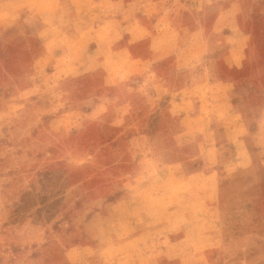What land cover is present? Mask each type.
I'll use <instances>...</instances> for the list:
<instances>
[{"label":"rangeland","instance_id":"obj_1","mask_svg":"<svg viewBox=\"0 0 264 264\" xmlns=\"http://www.w3.org/2000/svg\"><path fill=\"white\" fill-rule=\"evenodd\" d=\"M51 9L0 0V264H264V0H100L62 27ZM178 97L174 137L150 120Z\"/></svg>","mask_w":264,"mask_h":264},{"label":"crops","instance_id":"obj_2","mask_svg":"<svg viewBox=\"0 0 264 264\" xmlns=\"http://www.w3.org/2000/svg\"><path fill=\"white\" fill-rule=\"evenodd\" d=\"M16 1H18V2H27L28 0H16ZM45 1L50 3V7H52V9L50 10V12L48 13V16H47V17L52 18L50 26L62 27L64 25L65 26H72V22H70V19H67L65 22H63L61 20L62 17L65 18V15H66L67 18H70L69 9L73 10V12L74 11H78L79 8H81L82 10L88 11V10H90L92 8V6L94 4H96V1L99 2L100 0H36V2H38V3H43ZM65 10H68L69 12L64 13ZM73 17H74V15H73ZM160 37L161 36H158V35L154 36L153 39L149 40V42L150 43H154L156 40H160ZM63 38H64V36H60V35H50V36H47L45 38L44 44L47 45L48 43L52 44V43H55V42H63ZM126 39H127L126 41H131L132 35H129L128 38H126ZM165 46L164 47H160V48H154V44H150L151 49H149L148 55L146 57H148V59H149V61H151L152 65L155 64L157 61L166 59L168 57L169 54H167V49H166ZM61 48H62V50H65L64 48H66V47L63 46V45H60V44L53 45L51 53L54 52V51H57V50L60 51ZM228 53H230V52L228 51ZM86 54L87 55H86L85 64L88 65L89 68H90V66H91L90 64L95 62L94 59H96V58L91 54V52H88L87 49H86ZM128 54H129V57H128V59H126V61H128V62H131L132 59L135 60L136 57H137V56H134L133 51H129ZM230 55H231V58H232V64H231V66L227 67L228 71L226 70V72H222L221 73V75H220V83H221L220 87L215 89V91H214L215 94H211V93L209 94V96L211 98V101L214 104L213 112H214L216 117H218L219 114H221L220 111H223V114L226 115V117L228 116L229 106L227 104L228 102H226V98L225 99L223 98L222 92H224V89L231 90V89L234 88V80H233V77L231 76V72H232V70H234V68L240 67L243 64V59H240V60L236 61L234 59V55L232 53H230ZM99 65H100V63H99ZM86 71L87 70L85 69L83 72H86ZM153 72L157 76L161 75V77H165L160 72V70H158L155 67V65L153 66ZM87 73H89V72L87 71ZM213 84L214 83L208 78L207 82H202V83L190 82V83H188L185 86L186 87L198 88L199 86H206L207 87V86H211ZM182 88H185V87H182ZM182 88H180V89H182ZM166 89L169 90V93L171 92L170 91L171 88L167 84H166ZM214 95H215V97L213 98ZM202 98L203 97H201L200 99H196V101H194V103H196L197 101L202 100ZM186 102H188L187 99H182L180 97L167 100V104H165V103L162 104L163 106L160 108V110H158L156 112V114H154V116L152 117L150 122H154L155 120H157V122H159L156 125L157 128L162 127V126H167V128L172 132V134H174V137H177V136L181 135L182 130H180V128H178L176 130V126H177L176 123L177 122L180 123V121L182 122V120L187 119L188 115H190V112H189V110L186 111V113L182 111V112H180L179 115H177V116L174 115L173 116V115H171L169 110H171V107H174V106H177V105H182V103L184 105ZM192 115L195 116V115H197V113H194ZM171 119L174 121V124H170V120ZM217 120H220V119L218 118ZM146 128H147L146 129L147 132L144 131V134L143 133L142 134L139 133L138 135L136 134L134 137H136V138L137 137H141V136L145 135V133H148L149 129H148L147 126H146ZM230 142L231 143L238 142V148L239 149L237 148V152L238 153L239 152H243V154L245 153V149L247 148V146L244 143L243 139L240 140V137H238V138H236V139H234V140H232ZM216 148H217V150L219 149L217 143H216ZM199 156L200 155H194V156L189 157L187 159L181 160L178 163L183 164V165L186 166L187 163L196 162V160L198 159ZM105 169L107 170L108 168H105ZM198 169L201 170L202 167H200V165H199ZM218 174H219V169L215 168V167H212L211 170L208 173H206L207 176H209V175L216 176ZM117 178H119V180ZM116 180H118V183L120 182L119 186H121V188H123L124 185L122 183V181H123L122 176L120 178L117 175L116 176ZM133 181L136 182L137 180H132L131 181L132 184H134ZM137 185H138V183H137ZM143 217L145 218L146 215H143ZM135 227L137 228L136 231H135ZM147 227H148V225H144L142 227L133 226L132 229L129 230L130 232H132L133 235L131 234L132 236H130L131 238L128 241L136 243L137 247H139L140 244H145L143 241H141V238H144L145 235L149 234V232H148L149 230H147ZM141 235H142V237H140ZM116 239H117V237H116ZM120 241L122 242L123 240H120ZM146 242H148V240H146ZM104 262H105V260H103L102 264ZM86 264H92V259L91 258H87L86 259Z\"/></svg>","mask_w":264,"mask_h":264}]
</instances>
